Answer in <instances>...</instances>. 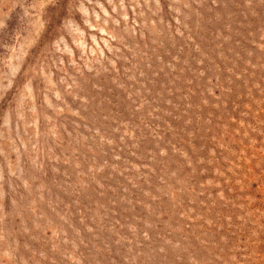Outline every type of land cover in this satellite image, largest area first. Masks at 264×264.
<instances>
[{"label":"rangeland","instance_id":"1","mask_svg":"<svg viewBox=\"0 0 264 264\" xmlns=\"http://www.w3.org/2000/svg\"><path fill=\"white\" fill-rule=\"evenodd\" d=\"M0 264H264V0H0Z\"/></svg>","mask_w":264,"mask_h":264}]
</instances>
